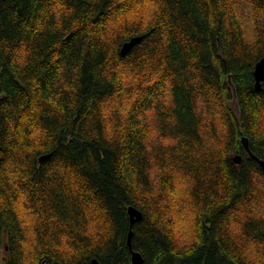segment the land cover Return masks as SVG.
Returning a JSON list of instances; mask_svg holds the SVG:
<instances>
[{"label":"trees","instance_id":"trees-1","mask_svg":"<svg viewBox=\"0 0 264 264\" xmlns=\"http://www.w3.org/2000/svg\"><path fill=\"white\" fill-rule=\"evenodd\" d=\"M262 57L264 0H0L2 264H133L131 229L145 264H264Z\"/></svg>","mask_w":264,"mask_h":264},{"label":"water","instance_id":"water-1","mask_svg":"<svg viewBox=\"0 0 264 264\" xmlns=\"http://www.w3.org/2000/svg\"><path fill=\"white\" fill-rule=\"evenodd\" d=\"M142 35L139 36H134L132 37L129 41L124 42V44L122 45L121 48V53L122 55H126L132 48L134 45H136L138 42H140V40L142 39ZM254 77H255V87L258 91L264 90V57H262L255 65V69H254ZM242 142L244 144V147L246 149V151L248 152L249 156L253 159H255L259 166L262 168V170L264 171V159L259 157L258 155H256L250 148L249 145V140L247 137H243L242 138ZM50 155L48 154H44L42 156H40V161H44L45 159H47ZM242 160V156L241 155H235L233 157V161L235 163H240ZM128 213L130 216V220H131V225H133L135 222H138L142 219L143 217V213L141 210H139L138 208H136L135 206H130L128 208ZM132 237H133V230L131 229L130 233H129V238H128V245L132 250V263L133 264H145L144 258L142 256V254L138 251H135L134 249H132Z\"/></svg>","mask_w":264,"mask_h":264},{"label":"rangeland","instance_id":"rangeland-1","mask_svg":"<svg viewBox=\"0 0 264 264\" xmlns=\"http://www.w3.org/2000/svg\"><path fill=\"white\" fill-rule=\"evenodd\" d=\"M232 106L234 107L235 111L239 113V106L235 100L232 101ZM3 256H4V250L0 248V264H2Z\"/></svg>","mask_w":264,"mask_h":264}]
</instances>
